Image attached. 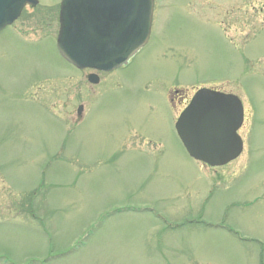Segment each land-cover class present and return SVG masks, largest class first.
<instances>
[{
    "label": "rangeland",
    "instance_id": "obj_1",
    "mask_svg": "<svg viewBox=\"0 0 264 264\" xmlns=\"http://www.w3.org/2000/svg\"><path fill=\"white\" fill-rule=\"evenodd\" d=\"M39 1L0 33V264H264V0H155L99 85L57 50L62 0ZM202 88L245 107L223 168L176 132Z\"/></svg>",
    "mask_w": 264,
    "mask_h": 264
},
{
    "label": "water",
    "instance_id": "obj_2",
    "mask_svg": "<svg viewBox=\"0 0 264 264\" xmlns=\"http://www.w3.org/2000/svg\"><path fill=\"white\" fill-rule=\"evenodd\" d=\"M38 0H0V32ZM154 0H63L57 48L78 69L112 71L128 63L149 41ZM89 81L97 83L96 75ZM83 108H79L81 114ZM244 122L241 100L212 89L196 92L176 124L189 155L212 167L224 166L243 151L238 135Z\"/></svg>",
    "mask_w": 264,
    "mask_h": 264
},
{
    "label": "flooded vegetation",
    "instance_id": "obj_3",
    "mask_svg": "<svg viewBox=\"0 0 264 264\" xmlns=\"http://www.w3.org/2000/svg\"><path fill=\"white\" fill-rule=\"evenodd\" d=\"M97 73V75H98V79H99V83L101 82V79H102V76L103 75H107V74H110V73H112V72H96ZM174 93V94H173ZM172 94V99H177V102H179V100L182 102V101H184V102H186V100H185V98H183L182 96H180L179 97V92L178 93H175V92H173ZM188 102V101H187Z\"/></svg>",
    "mask_w": 264,
    "mask_h": 264
}]
</instances>
